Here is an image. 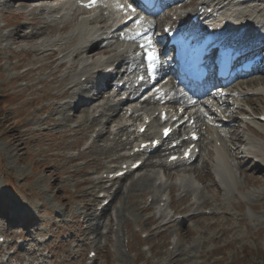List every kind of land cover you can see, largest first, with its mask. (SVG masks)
<instances>
[{"label": "rangeland", "instance_id": "1", "mask_svg": "<svg viewBox=\"0 0 264 264\" xmlns=\"http://www.w3.org/2000/svg\"><path fill=\"white\" fill-rule=\"evenodd\" d=\"M197 1L188 0L187 3ZM18 3L15 1L0 11V27L7 23L14 27L0 33L1 39L8 41L0 46V66L4 70L0 73V238L5 237L4 243H0V264H15L11 257L15 253L22 264L31 260L32 264H264V184L256 182L257 172H252L249 167L242 175L238 169L244 177L234 183L238 189L232 183L226 189L220 188L211 168L195 174L198 181L193 180L200 183L195 185H202L201 188L193 185L192 178L176 179L172 170L145 168L150 174L157 173V177L142 181L135 189L128 188L132 180L123 182L126 186L112 195L109 207L102 210L103 214L99 212L104 200L101 196L116 190L97 191L107 185H90L92 177L97 183V175L121 163L119 158L133 145L107 153L103 149L111 144L107 140L94 141L87 130L73 129L78 122L59 127L61 102L55 101L60 94L59 84H54V88L50 84L53 79L41 81L40 74L24 76V70L31 67L32 62L25 55L14 58V53L27 50L29 46H13L11 35L31 36L42 27L30 18L26 19L28 9ZM262 4L264 7V1ZM9 59L14 67L23 62L27 64L21 71L10 69L7 74ZM259 73L258 76L264 75V72ZM255 76L256 73L250 78ZM13 77L18 78L11 80ZM243 95L254 99L253 108L262 112L264 105L254 95L249 92ZM66 96L68 98L69 94ZM123 137H120L122 141ZM86 140L93 141L87 148ZM202 140L204 143V137ZM254 144L264 145V138L254 140ZM157 153L151 156L152 160L156 159ZM111 160L119 162L115 161L111 166L105 164ZM236 161L240 166L246 164L245 161ZM161 182L170 184L168 191H161L162 188L158 187ZM190 189L193 191L185 198L182 191ZM201 191L205 193L201 194ZM168 192L170 196L175 193L181 196V204L177 206L170 199L172 210L176 209V213L192 211V217L182 220L170 217L165 211L171 208L166 205L161 208L166 217L160 221L153 219L155 213L152 217L144 213V203L150 204L153 195L164 199L166 196L163 195ZM253 192L263 193L260 200L252 199L256 197ZM190 199L205 204L189 210ZM201 207L200 211L206 216L212 210L222 215L218 218V213L213 211L212 218L198 216ZM153 228L154 232L149 236ZM160 230H164L165 236ZM169 237H175L173 242L176 244H171ZM91 251L97 254L92 263L87 255ZM241 255H245L244 261H240Z\"/></svg>", "mask_w": 264, "mask_h": 264}, {"label": "bare ground", "instance_id": "2", "mask_svg": "<svg viewBox=\"0 0 264 264\" xmlns=\"http://www.w3.org/2000/svg\"><path fill=\"white\" fill-rule=\"evenodd\" d=\"M15 1H19L18 4L22 8L28 9H26L27 11L25 10L27 13L26 19L30 18L34 24L42 25V27L39 31L32 32L31 36L25 34L20 37L17 34L11 35L13 46H29L27 50L22 49L20 52L14 53V58L25 55L32 62V66L24 70V76L40 74L42 75L41 81L48 78L53 79L50 84L52 83L54 88V84H59L60 94L55 99V101L61 102L59 103L58 111L59 127L65 128L68 122H78V126L74 129L80 132L87 130L96 135L94 137L89 136L94 141L107 140L111 144V146L103 149L107 153L112 151L117 152L121 146L124 148L127 145L138 143L134 147L131 146L132 149L123 158H120L126 160L120 164L121 166L128 165L131 167L136 162L133 156H130L133 149L141 143L152 142L155 138L153 130L157 126L164 124V122L160 121L161 113L165 110L168 112V116L171 117L166 120V123L167 125H171L173 123L172 120L178 114V112L175 113L173 110V106L176 103H182L184 106L181 114L184 121L182 129L188 130L189 134L196 130L204 137V143L203 141L201 142V139L196 145V147H199L200 153L202 148L204 157L202 158L199 155L202 159L200 158L199 164H196L197 166L195 167L193 166L194 168L189 166V168L180 169L182 166L191 165V160L188 162H169L167 159L170 156L178 155L175 151L168 155L166 159L160 158L157 161H153L152 159V161H145L144 158L148 155L138 154L136 160H143L144 163L132 174L140 172L143 168L147 170L148 168L150 170L163 168L172 170L174 174L176 173V179L178 180L193 178L198 181L195 178V174L204 173L207 169L211 168L216 184L220 188L226 189L233 178L230 160L237 159L246 163L245 166H239L241 175L245 171L244 169L249 167V170L252 172H257L255 176L256 182L264 184V163H262L264 162V145L254 144V140L264 138V126H259L260 124L257 121L259 117H253L250 122L238 117L243 114L248 115L251 112L254 114L261 113L260 110L253 108L252 103H254V99L248 98L243 94L249 92L250 95H254L264 105V75L236 82L234 86H230L229 84L231 83L226 84L227 86H222L218 89L216 96L210 95L206 99H201L195 105H189L185 102V98L177 91L178 81L180 80L179 77L175 76L166 83V85H172L171 89H168L166 85L163 87V90L167 92L165 98L160 97L158 102L138 111L133 110L132 106L129 110L125 111L124 109L128 108L131 102H118L115 104L119 100L118 96L124 94L115 95L117 93L113 88L115 85L108 84L110 81L108 77H112L111 70H113L115 63H119L124 69L121 75L122 77L125 75V77L118 80L117 83L124 82L125 85H130L129 82L134 83L136 82L134 79L139 77L135 74V70L141 71L142 62L137 57L139 50L136 44L123 41L122 39V37L129 36L128 32L115 30L116 24H113V21L117 13L113 12L114 10L110 6L114 1L108 0L104 5V9L87 17H84L80 9L75 8V6L66 2V0H58L62 3L59 5L55 4L54 6H49V3L57 0H0V11L4 7H10ZM187 1L182 0V2L166 7L163 11L152 12L150 17L160 28L168 26L170 22L168 25H165L168 21H173L172 26L177 25L179 20L190 23L194 15L205 10V13L200 16V23L210 24V22L215 21L214 30L217 29L216 21L221 24L223 23V29L227 28L229 31L230 40L249 44L255 42L256 38L264 36V7H262L264 0H199L196 3H187ZM43 4L46 5L43 6ZM67 8H69V11H66ZM208 10H212L213 13L206 14ZM176 11L178 12L176 13ZM57 16H61L59 21L55 19ZM152 26H154L153 23L151 24ZM10 28L14 27L8 23L4 24L0 27V33L9 31ZM194 33L192 32L189 36H193ZM7 42V40L0 37V46ZM157 42L159 41H156V44ZM10 61L11 59L7 61L9 64V68L5 70L7 74L10 72V69H13L14 72L21 71L22 66L27 64V62H23L21 66L14 67ZM3 71V68L0 66V73L2 74ZM259 72H264V69L258 70ZM168 73H171L170 69H168ZM95 76H98L95 79L97 82L94 84V89L97 92L91 97L93 100L85 99L83 95L87 93V89H85L82 79L85 78L88 81L95 78ZM17 78L13 77L11 80H16ZM163 81L160 80L157 85L159 83L162 84ZM174 91H177L179 96L171 95ZM67 94H69L68 98H66ZM132 94L135 95L136 92ZM48 98L52 99L50 95H48ZM238 98H241V101L250 106L251 112L241 107L232 106L234 99L238 100ZM74 99L76 100L73 102ZM101 101L103 104L99 103ZM65 106H67V109L64 108ZM263 111L264 108L262 113ZM67 112H70V115ZM110 113H112L111 116H109ZM107 116H109V119L105 123H99L100 120L103 121ZM147 117L152 120V123L144 134L139 135V130L145 125L144 121H146ZM191 121H194L193 125L190 124ZM98 123L100 129L96 133L94 130ZM134 127L135 131L130 130ZM125 131L131 135L123 143L119 137ZM189 134L178 138L182 139L179 149L184 148L180 156L184 154L187 147H189L188 145L193 143L191 141H184ZM108 136H111L112 139ZM251 136L255 139H251ZM243 145L245 146L244 148ZM86 150L90 151L89 148ZM151 153L152 151H149L150 155ZM81 157H84V155ZM199 157L195 159L198 160ZM217 167L221 168L220 171H223V174L219 175L215 171ZM150 170L146 174L139 176L136 180L130 181L131 183L128 188L135 189L142 181H150L149 178L156 177L155 173L150 174ZM117 171H109L105 172V174ZM132 174H126V177L132 176ZM125 178L119 181H123ZM121 187L119 188L122 189ZM192 191V189L183 190L182 193L187 198ZM203 203L190 199L187 208L189 210L194 207L198 209ZM109 204L110 201L104 208L109 207ZM165 205L172 209L171 202ZM143 208L144 213L151 211L150 206L146 205ZM173 211L175 212L176 209H173ZM154 213L153 219L155 221H160L164 216L166 217L165 212L161 208ZM200 215L202 213L198 214V216ZM213 215L212 213L211 216Z\"/></svg>", "mask_w": 264, "mask_h": 264}, {"label": "snow or ice", "instance_id": "3", "mask_svg": "<svg viewBox=\"0 0 264 264\" xmlns=\"http://www.w3.org/2000/svg\"><path fill=\"white\" fill-rule=\"evenodd\" d=\"M95 3V0H91V3L85 5L86 7H91L93 4ZM127 8L131 11V12H135V8L129 4L127 5ZM143 21V17H139V18H136V22L139 24L140 27H143V24L141 23ZM149 59L150 60H154L155 57H153L152 55H149Z\"/></svg>", "mask_w": 264, "mask_h": 264}]
</instances>
